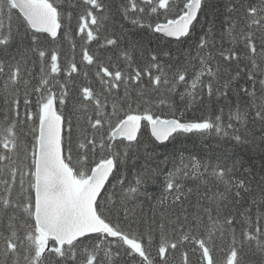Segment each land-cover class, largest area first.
Instances as JSON below:
<instances>
[{"label": "snow or ice", "instance_id": "snow-or-ice-1", "mask_svg": "<svg viewBox=\"0 0 264 264\" xmlns=\"http://www.w3.org/2000/svg\"><path fill=\"white\" fill-rule=\"evenodd\" d=\"M0 264H264V0H0Z\"/></svg>", "mask_w": 264, "mask_h": 264}, {"label": "trees", "instance_id": "trees-1", "mask_svg": "<svg viewBox=\"0 0 264 264\" xmlns=\"http://www.w3.org/2000/svg\"><path fill=\"white\" fill-rule=\"evenodd\" d=\"M143 35V34H141ZM145 40L148 39V37H144ZM156 43V41L153 39L152 41V45H154ZM151 46V45H150ZM194 144H198V142H196L194 140V138H180L178 140H176L175 142H170L168 143L167 147H161L157 149V152L161 153V154H167L173 151H177V150H193L194 148ZM160 158H163V156L161 155ZM143 161H141L142 163ZM148 191L153 192V193H158L160 191V189L156 186V185H152L149 184L148 185Z\"/></svg>", "mask_w": 264, "mask_h": 264}]
</instances>
